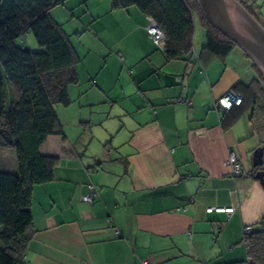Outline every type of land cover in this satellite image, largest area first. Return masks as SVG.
Wrapping results in <instances>:
<instances>
[{"label":"crops","instance_id":"0c3cea01","mask_svg":"<svg viewBox=\"0 0 264 264\" xmlns=\"http://www.w3.org/2000/svg\"><path fill=\"white\" fill-rule=\"evenodd\" d=\"M148 17L111 0L62 3L77 80L55 106L63 135L40 148L58 161L32 190L26 264L247 263L244 228H264V185L251 173L264 146V82L239 47L205 48L198 12L192 50L176 59L148 37ZM246 86L257 102L230 123L216 101ZM90 184L100 190L92 203L82 200Z\"/></svg>","mask_w":264,"mask_h":264},{"label":"trees","instance_id":"16d2710c","mask_svg":"<svg viewBox=\"0 0 264 264\" xmlns=\"http://www.w3.org/2000/svg\"><path fill=\"white\" fill-rule=\"evenodd\" d=\"M63 1L0 0V147L13 148L17 160L15 172H8L0 163V264H26L24 250L32 223V190L36 184L53 179L58 161L57 156L44 154L40 148L49 135H63L55 106L70 102L67 87L77 80L78 56L50 13ZM239 1L264 26L256 0ZM111 3L113 8L137 6L156 21L165 35L163 52L168 59L182 58L191 52L194 12L205 24V48L225 54L238 47L203 18L194 0ZM27 33L34 36L38 49L26 45ZM248 89L246 86V92L240 93V105L221 112L230 123L248 102H257V96ZM244 242L246 264H264V228L253 227L245 232Z\"/></svg>","mask_w":264,"mask_h":264},{"label":"water","instance_id":"95a60500","mask_svg":"<svg viewBox=\"0 0 264 264\" xmlns=\"http://www.w3.org/2000/svg\"><path fill=\"white\" fill-rule=\"evenodd\" d=\"M194 1L203 18L253 62L264 82V26L239 0ZM251 166L264 185V146L254 150Z\"/></svg>","mask_w":264,"mask_h":264},{"label":"built area","instance_id":"2783aa9c","mask_svg":"<svg viewBox=\"0 0 264 264\" xmlns=\"http://www.w3.org/2000/svg\"><path fill=\"white\" fill-rule=\"evenodd\" d=\"M261 3L264 5V0H260ZM148 25L146 27L148 37L151 39V41L160 49L163 51L164 47V32L159 27L156 21H154L151 17H148ZM242 95L240 93H235L233 91H229L223 96H221L215 104V108L220 112H227L230 109H232L234 106H238L242 103ZM226 164L230 167L231 175L237 176L241 173L242 167L240 164V159L237 156V154L234 151H230L228 154V158L226 160ZM89 192L88 194H85L82 196V200L86 201L88 203H92L93 199L96 195L99 194V189L95 187L94 185L90 184L88 186ZM233 207L228 208H221V207H207L206 212L212 213V212H232ZM251 230V227H245L244 231L248 232ZM201 264H206L205 262H202Z\"/></svg>","mask_w":264,"mask_h":264},{"label":"rangeland","instance_id":"374dc122","mask_svg":"<svg viewBox=\"0 0 264 264\" xmlns=\"http://www.w3.org/2000/svg\"><path fill=\"white\" fill-rule=\"evenodd\" d=\"M51 16L53 17V19L57 23L62 24V3L57 5L56 7H54L51 10ZM64 22H65L64 26H66V28L69 27V31L72 33L73 31L70 29L71 26L68 25L67 21L64 20ZM25 38H26V41H25L26 45L29 48H31L32 50H36L39 48L34 36L31 33H27L25 35ZM1 154H3L4 156H7V158H5L6 160L4 161L5 165H3L2 168H4L5 170L8 169L7 170L8 172H15L17 169L16 168L17 167V160H16L15 150L11 147H0V156H1ZM0 161H1V159H0ZM10 168H12V169H10ZM10 170H14V171H10Z\"/></svg>","mask_w":264,"mask_h":264}]
</instances>
